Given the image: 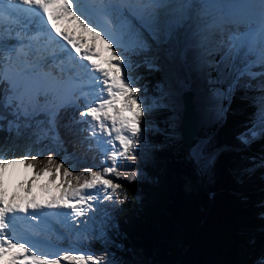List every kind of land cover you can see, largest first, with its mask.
<instances>
[{"label":"snow or ice","instance_id":"obj_1","mask_svg":"<svg viewBox=\"0 0 264 264\" xmlns=\"http://www.w3.org/2000/svg\"><path fill=\"white\" fill-rule=\"evenodd\" d=\"M98 3V11L105 16L122 11V4L116 0H98ZM137 3L141 9V14L136 16L139 27L155 42H166L178 29L191 28L195 23L196 34L200 37L199 46L208 55L218 56L204 62L211 69L206 84L209 98L218 105L217 115H223L226 111L223 103H230L238 90L258 92L252 125L237 139L242 146L264 139V0L240 6L248 11L239 14L222 11L218 16L209 10L237 6L213 4L208 0H137ZM21 9H35V15L44 25H51V29H44L48 36L55 40L52 35V30H55L56 35L67 42L60 44L67 55L51 62L44 57L34 46L40 30L29 27L31 20L19 28L0 26V32L8 31L7 37L0 35V120H6V113H10L14 119L7 120L8 131L15 129L19 136L22 129H33L35 143L47 140L55 145L60 141L57 118L62 110L72 108V123L81 126L95 145L110 156L111 164H106L101 171L85 168L79 175L65 168L64 162L56 165L54 173L52 167H45L35 174V179L53 176L50 182L55 183L61 169H64L63 176L72 177L75 181L73 186L72 180L65 179L60 184L62 195L49 202L37 203L32 200L26 205L8 203L0 194V261L7 264H99L103 257L91 252H81L78 248L47 251L27 238L18 237L15 234V221L19 218L18 214L37 221V213L43 209L61 208L71 211L57 215L71 217L74 221L94 211L90 202L112 200L113 196L119 195L117 190L122 185L106 178L107 174L115 173L118 178L135 181V172L118 171V157L133 162L136 160L134 150L142 132L140 125L144 102L137 97L139 89L133 86L131 76L125 75L130 71L131 61L125 65L127 58L119 50L122 45L107 33L102 35V30H97L98 25L92 22L81 0H0V21L5 16L16 18L17 11ZM44 16L46 20H43ZM68 18L77 22L96 40L102 41L110 53L109 57L100 62L101 57L94 48L88 47L82 39H73L70 34L61 32L57 22ZM147 47L146 41L140 42L141 50ZM65 61H69L68 67H65ZM9 64L13 65L12 75L6 74ZM77 64L86 70V80L76 70ZM53 68L56 70L53 71ZM212 72L216 73L214 77ZM77 85L79 88L75 87ZM68 88L72 91L65 97L63 93ZM153 106L158 105H150L149 110ZM41 115L45 119H38ZM44 124L47 127H42ZM41 154L33 156L31 151L26 150L23 158H15L0 149V177L5 176L10 168L32 170ZM54 163V156L49 154L47 165ZM261 166L264 167V160ZM250 171L243 169L241 175H247ZM81 177L90 179L84 178L81 182ZM28 192L31 193V188H28ZM92 219L95 220V217ZM84 225L87 232L90 226L87 221H84ZM104 235L106 233L101 232L97 238ZM108 264L116 262L109 260ZM253 264H264V252Z\"/></svg>","mask_w":264,"mask_h":264},{"label":"trees","instance_id":"obj_2","mask_svg":"<svg viewBox=\"0 0 264 264\" xmlns=\"http://www.w3.org/2000/svg\"><path fill=\"white\" fill-rule=\"evenodd\" d=\"M140 42L131 45L137 52L131 76L139 89L136 95L156 97L163 79L161 60L149 68L153 49L141 50ZM258 95L238 90L230 103L225 101L220 126L199 129L189 154L184 153L180 137L181 116L177 121L174 112L163 107L144 111L140 126L146 131L138 138L136 160L118 157V171L135 172L137 179L107 174L106 178L122 185L119 195L100 202L93 211L95 220L83 231L87 249L103 257L99 264L115 258L124 264H253L264 252V139L242 146L237 137L251 127ZM6 115V120H0V149L15 158H23L26 150L33 156L43 153L32 169L35 174L45 167H52L54 173L61 162L74 175L85 168L101 171L111 164L88 133L72 123L67 109L57 118L60 141L55 145L47 140L35 143L33 129H22L19 136L15 129L8 131L7 120L14 117ZM198 141L205 142L202 154L211 157L203 167L191 153ZM49 154L55 160L51 166ZM243 169L251 171L242 176ZM63 171L57 179L59 187L65 179L75 186ZM45 176L52 184L53 176ZM84 178L90 179L81 177V182ZM101 232L106 235L97 238Z\"/></svg>","mask_w":264,"mask_h":264},{"label":"rangeland","instance_id":"obj_3","mask_svg":"<svg viewBox=\"0 0 264 264\" xmlns=\"http://www.w3.org/2000/svg\"><path fill=\"white\" fill-rule=\"evenodd\" d=\"M222 11L228 12V11H232V9H230V10H226L225 8L220 9V12L217 14L219 15ZM245 11L246 10L238 9V10L232 11V12L239 14V13H242ZM138 15L139 14L133 13L131 16L125 12L124 13L113 12L110 16H111L112 24L114 25V30L116 32V35H115V37H113V38L111 37V38L113 40L117 41L118 43H120L122 45V47L126 46L127 43H129L132 39L137 43L139 41H146L148 47L150 49L151 48L153 49L152 52L154 53V59L148 64V66L151 65L154 61H156V59L161 60L163 79H162V83L159 84L156 88V92L158 93V96H156V98H149V100H148L149 103L145 107L142 105V108L144 109V111H147V110H149L150 105H158V106L151 107V109H154L157 107H163V108L169 109V110L174 112L175 119L178 121L180 119L179 117L181 116V112H182L181 95L185 89H183V87L181 86V84L179 82L180 78L178 79V77L173 76L171 69L169 67L167 57H165L164 54L162 52H160V50H159L160 42L158 43V42L151 40L148 37L147 33H145L142 29H140L139 21L136 19V16H138ZM122 19H125V22H122ZM188 37L190 38L188 43H187L188 47H190V45L192 43L196 44L197 38H198V35L196 34V32L192 36L190 35ZM89 47L94 48L98 53L101 54L102 57H104V59L107 58L106 54L108 53V51L106 50V45H104L102 41L98 42L94 38L92 40V44H90ZM114 47H116L115 44L113 45V48ZM198 51H200L201 53L197 56V58H196V53H195V57L192 58L195 61V65H193L194 61L191 62L192 59L189 58V57L194 56L193 50L191 52L189 51V57L187 56L188 52L185 53L186 55L183 56V59H185V57H186L188 59V63L185 64L186 69H185V67L184 68L182 67L181 70L183 71L184 74L189 76L190 80L194 79V81H196V84L199 80H197V78H196L197 74H195V71L199 74L198 78L200 76V83L198 84V86L200 88L195 89V91H194V93H195L194 104H196L195 105L196 110L197 111L201 110V112L203 114L202 120L204 123L202 124V127H200L199 129L206 130L210 127H214V126L219 125V121L221 119V116L218 117L217 112H215V110H218V105L215 104L214 102H210V99H208L209 101L206 99V98H209V93L206 92V90H207L206 80H207V75L210 72L209 71L210 68L204 62L208 61V60H213V58L211 56L206 57L208 54L205 51V49L201 50V48H199ZM204 54H205V57H203ZM5 55H7V53H5ZM186 65H188L191 69L188 68ZM6 74L12 75V72L10 70H8V72ZM70 94L71 93L65 95V97H67ZM99 138L106 139L107 137H99ZM204 143H205L204 141H198V143L196 144L194 149L191 151L192 155L196 159L197 164L200 167L207 165L208 162L210 161L207 154L206 155L202 154ZM200 146H201V150L199 151ZM105 147H109V146H105ZM19 168L20 167L10 168L9 172H8V179L11 182H13L15 180L13 182V183H15L14 194L17 196H20V198H21L20 202L21 201L27 202L28 198L26 199L25 196H27L26 195L27 191H28L27 183L31 180V176H29L28 173L25 171H22V173H21L20 172L21 168L20 169ZM6 181H7L6 175L3 177H0V192L3 191V189L6 185ZM53 189H54L53 194H49V192H48L45 195V197L47 199H50V198L53 199V198H56V197H59L60 195H62V191L60 189H58L57 187H54ZM45 190H46V188H45L44 184H42V186H40V188H37V190H36L37 196H40L41 193H43ZM11 191L12 190L9 189L3 195V199L5 200V202L12 203L13 197L9 198V196H8ZM31 197L34 198L33 194L31 195ZM43 222H44V219H42V218L38 219L39 224H42ZM75 238L79 239V242H80L81 240H83L84 237L82 236L81 232H77L75 234ZM109 260H114L116 262V264H124L122 262V260L119 258L107 259L102 264H108Z\"/></svg>","mask_w":264,"mask_h":264},{"label":"bare ground","instance_id":"obj_4","mask_svg":"<svg viewBox=\"0 0 264 264\" xmlns=\"http://www.w3.org/2000/svg\"><path fill=\"white\" fill-rule=\"evenodd\" d=\"M250 1L252 2L253 0H244L243 2H238V3H234V4H232V5H236L238 8H242V7H240L241 5H246V4H250ZM223 4H225V5H230V2H228V1H225ZM235 8V7H234ZM209 11H211L214 15H217L218 16V14L217 13H219L220 12V9H210ZM68 28H70V26L68 27ZM200 38V37H199ZM199 38H198V40H199ZM197 40V41H198ZM199 48H201V50H203L204 48L203 47H201V46H199V43H197L196 42V44L195 43H192L191 45H190V47H187V49L185 50V53H187V56L189 57V51L191 52L192 50H193V54H194V56H192V57H189V58H194L195 57V53H196V58H197V56L199 55V53H198V50H199ZM166 57H167V59H168V63H169V67H170V69H171V72H172V74H173V76H176V77H178V79L180 78V80H179V82H180V84H181V86L183 87V89H185V90H188V89H191V90H193V91H195V89H199L200 87L198 86V84L200 83V76H199V78H198V73L195 71V74H197V76H196V78H197V80H199L198 82H197V84H196V81H194V79L193 80H190L189 79V76L188 75H186V74H184L183 73V71L181 70V68L183 67V62L185 63V64H187L188 63V59L185 57V59H183V56L181 55V54H176V57L175 58H170V57H168L167 55H166ZM200 57V56H199ZM194 60L192 59L191 60V62H193ZM197 63V62H196ZM193 65H195V61H194V64ZM188 68H190L188 65H186ZM192 67V66H191ZM185 69H186V67H185ZM191 69V68H190ZM194 72V71H193ZM182 77V78H181ZM186 78V79H185ZM184 90V91H185ZM207 100L208 99H210V98H206ZM205 99V100H206ZM194 100H195V97L193 98V102H194ZM206 100V101H207ZM209 101V100H208ZM210 102H213L211 99H210ZM196 105V104H195ZM218 110H215V112H217ZM202 116H203V114H202V112H201V110H198V124H199V127H202V124L204 123L203 122V120H202ZM219 117V116H218ZM201 150V146H200V149H199V151ZM21 168V167H20ZM19 168V169H20Z\"/></svg>","mask_w":264,"mask_h":264},{"label":"water","instance_id":"obj_5","mask_svg":"<svg viewBox=\"0 0 264 264\" xmlns=\"http://www.w3.org/2000/svg\"><path fill=\"white\" fill-rule=\"evenodd\" d=\"M194 91L191 89L182 92V112L180 137L184 146V153L189 154L193 145L194 139L199 130L198 111L193 102Z\"/></svg>","mask_w":264,"mask_h":264}]
</instances>
